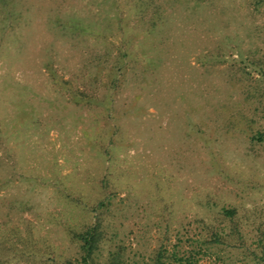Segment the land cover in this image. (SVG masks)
I'll return each instance as SVG.
<instances>
[{
    "label": "rangeland",
    "instance_id": "obj_1",
    "mask_svg": "<svg viewBox=\"0 0 264 264\" xmlns=\"http://www.w3.org/2000/svg\"><path fill=\"white\" fill-rule=\"evenodd\" d=\"M263 77L264 0H0V264H256Z\"/></svg>",
    "mask_w": 264,
    "mask_h": 264
},
{
    "label": "trees",
    "instance_id": "obj_2",
    "mask_svg": "<svg viewBox=\"0 0 264 264\" xmlns=\"http://www.w3.org/2000/svg\"><path fill=\"white\" fill-rule=\"evenodd\" d=\"M262 81H263V86L260 90V93L264 98V77L262 78ZM251 138H256L259 140L264 139V131L261 130L256 131L255 134L251 135ZM94 228H95L94 225H90L86 227L84 230L75 233V236H77L78 239L80 240V247L83 252L80 255V259L70 260L68 261V264H95L93 261V257L91 256V252L93 248L96 246V240H97L96 233L95 231L93 232ZM216 239L218 238L214 237V240ZM112 258L110 259L111 264H116V262ZM256 264H264V257L260 258V260Z\"/></svg>",
    "mask_w": 264,
    "mask_h": 264
}]
</instances>
